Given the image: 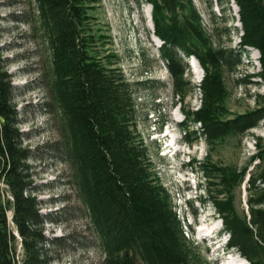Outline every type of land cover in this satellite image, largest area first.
I'll return each mask as SVG.
<instances>
[{"label":"trees","instance_id":"trees-1","mask_svg":"<svg viewBox=\"0 0 264 264\" xmlns=\"http://www.w3.org/2000/svg\"><path fill=\"white\" fill-rule=\"evenodd\" d=\"M144 1L151 7V33L161 41L159 56L172 79L173 104L181 105L188 93L183 83L185 60L194 57L203 70L193 85L200 92V104L185 110L180 128L198 124V135L212 145L256 126L264 118V91L253 96V109L226 117L223 74L230 54L215 46L193 0ZM233 2L241 26L239 49L258 51L259 70L250 76L260 79L264 88V0ZM87 3L35 0L50 55L48 93L78 195L103 253L101 264H201L198 252L186 241L171 194L157 175L149 144L137 129V97L143 83L130 81L114 67L117 61L103 63L98 57L95 45L101 36L93 31ZM12 92L8 74L0 69V181L7 186H0V264H46L41 226L49 217L26 193L29 151L20 142ZM255 147L250 160L256 162L248 173L246 166H208L205 160L189 164L200 168L208 185L215 186L213 193L208 186L199 199L209 201L220 217L226 249H236L248 264H264V143L256 138ZM246 174L247 213H239L234 189ZM7 210L21 238V260L15 258L16 238Z\"/></svg>","mask_w":264,"mask_h":264},{"label":"rangeland","instance_id":"rangeland-1","mask_svg":"<svg viewBox=\"0 0 264 264\" xmlns=\"http://www.w3.org/2000/svg\"><path fill=\"white\" fill-rule=\"evenodd\" d=\"M88 1L93 31L101 36L95 45L98 57L103 63L117 61L114 67L120 68L130 81L143 83L137 97V129L149 144L160 181L171 194L186 241L198 252L201 264H248L236 249L226 250L227 233L222 230L220 217L209 201L203 203L199 199L208 193V186L211 193L215 186L208 185L201 169L189 163L205 160L208 166H246L248 173L256 162L250 160L256 152L255 139L264 143V118L245 133L226 136L212 145L198 135V124L180 128L185 110L200 104V92L193 89L202 70L197 60H185L183 83L188 93L177 106L172 102L170 73L160 59L152 24L150 29L147 23L145 11L150 5L144 0ZM193 3L215 46L230 54V65L223 74L228 91L226 117L253 109V96L264 91L260 79L250 76L259 70V54L250 47L244 53L239 49L241 26L237 6L233 0ZM49 59L35 0H0V69L8 74L13 86L16 126L22 134L21 145L29 151L25 163L30 186L26 193L36 198L40 213L49 217L41 226L46 264H101L103 253L78 195L49 97ZM247 176L234 189V204L239 213H247ZM0 186L7 188L1 181ZM7 217L16 238L15 258L21 260V238L11 221L10 210Z\"/></svg>","mask_w":264,"mask_h":264},{"label":"bare ground","instance_id":"bare-ground-1","mask_svg":"<svg viewBox=\"0 0 264 264\" xmlns=\"http://www.w3.org/2000/svg\"><path fill=\"white\" fill-rule=\"evenodd\" d=\"M145 15H146V17H147V23H148V25H149V27H150V29H151L150 7H149V6H148V9L145 11ZM152 37H153L154 40L160 42V40H158L154 35H152ZM200 77H201V75L198 76V78H197L198 80H197V81H200V79H201ZM232 264H235V263H232Z\"/></svg>","mask_w":264,"mask_h":264},{"label":"water","instance_id":"water-1","mask_svg":"<svg viewBox=\"0 0 264 264\" xmlns=\"http://www.w3.org/2000/svg\"><path fill=\"white\" fill-rule=\"evenodd\" d=\"M1 121H3V119H1Z\"/></svg>","mask_w":264,"mask_h":264}]
</instances>
